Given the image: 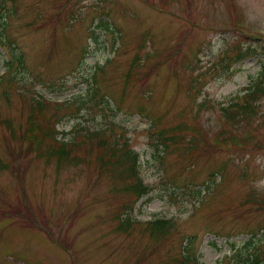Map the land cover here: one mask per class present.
<instances>
[{"label": "rangeland", "instance_id": "obj_1", "mask_svg": "<svg viewBox=\"0 0 264 264\" xmlns=\"http://www.w3.org/2000/svg\"><path fill=\"white\" fill-rule=\"evenodd\" d=\"M259 83L264 0H0V264H264Z\"/></svg>", "mask_w": 264, "mask_h": 264}, {"label": "trees", "instance_id": "obj_2", "mask_svg": "<svg viewBox=\"0 0 264 264\" xmlns=\"http://www.w3.org/2000/svg\"><path fill=\"white\" fill-rule=\"evenodd\" d=\"M2 9L4 10V7ZM247 55H249L248 52H243L242 51L241 54H240V57L244 58ZM262 66H263V64H262ZM261 86H262V84L259 83L258 84V87L257 88L254 87L253 90H250V92H255V91L257 92V91H259V88H264V87H261ZM34 113H36V111H33V115L31 117V120H29V122L27 124V131L25 132L24 139L26 141H28V143L31 144L32 147L35 149V145H37L39 147L41 146L42 141H43L44 137H46L48 135V132H47L46 127H43L42 124H41L42 117H40V115H36V114H39V113H36V114H34ZM57 142H59V141H57ZM160 142H162V139L161 138H159V143ZM101 146L103 147V149L107 147L104 144H102ZM109 151L112 152L113 149L109 148ZM61 154H62V158L64 159L65 158V155L62 152H61ZM119 155H121V153ZM111 159H113V158L111 157L109 160H111ZM124 161H125V158H121L120 161H118V160L115 161V163H118L117 166L122 167L121 168V172L122 173H125L129 177V176L132 175V173H133L132 170L135 167V172L137 174V171L138 170L136 169V166L131 163V165L129 167L128 165L130 164V162L124 163ZM138 188H139V191L138 192H141L140 194L142 196V194L144 193V191H143L142 188H140V187H138ZM132 190H134V189H132ZM120 223L122 225H129L130 224L129 221H128V219H125L124 221H122ZM167 223H169V220L168 219H156L154 221H149L148 222V225H153L151 227L152 231L153 232H157V230H161L162 229V226L163 225H166ZM183 258L184 259H187V257H185V256ZM181 264H186V262L185 261H182ZM250 264H261V263L260 262H257V260L255 259V260L251 261Z\"/></svg>", "mask_w": 264, "mask_h": 264}]
</instances>
